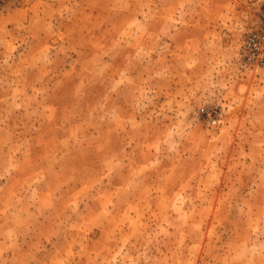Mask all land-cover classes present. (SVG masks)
<instances>
[{"label":"rangeland","instance_id":"rangeland-1","mask_svg":"<svg viewBox=\"0 0 264 264\" xmlns=\"http://www.w3.org/2000/svg\"><path fill=\"white\" fill-rule=\"evenodd\" d=\"M262 9L0 0V264H264Z\"/></svg>","mask_w":264,"mask_h":264},{"label":"built area","instance_id":"built-area-1","mask_svg":"<svg viewBox=\"0 0 264 264\" xmlns=\"http://www.w3.org/2000/svg\"><path fill=\"white\" fill-rule=\"evenodd\" d=\"M243 64L249 72H255L264 68V9L260 10L248 30L242 45ZM217 112H211L206 115L203 112L199 116L205 118L208 125H218L220 120L217 118Z\"/></svg>","mask_w":264,"mask_h":264},{"label":"clouds","instance_id":"clouds-1","mask_svg":"<svg viewBox=\"0 0 264 264\" xmlns=\"http://www.w3.org/2000/svg\"><path fill=\"white\" fill-rule=\"evenodd\" d=\"M179 148L178 141L174 140L169 147L170 151H176ZM243 254L245 257L251 256L256 257L264 254V240L259 238H253L243 249Z\"/></svg>","mask_w":264,"mask_h":264}]
</instances>
